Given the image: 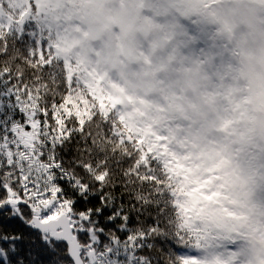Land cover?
Instances as JSON below:
<instances>
[{
  "label": "snow or ice",
  "instance_id": "obj_1",
  "mask_svg": "<svg viewBox=\"0 0 264 264\" xmlns=\"http://www.w3.org/2000/svg\"><path fill=\"white\" fill-rule=\"evenodd\" d=\"M259 29L264 0H0V264H264Z\"/></svg>",
  "mask_w": 264,
  "mask_h": 264
},
{
  "label": "clouds",
  "instance_id": "obj_2",
  "mask_svg": "<svg viewBox=\"0 0 264 264\" xmlns=\"http://www.w3.org/2000/svg\"><path fill=\"white\" fill-rule=\"evenodd\" d=\"M248 54L253 58V67L255 71L264 73V29H259L253 37L249 38L247 45ZM91 59L95 57L91 56ZM109 50L105 49L102 53V59L107 58Z\"/></svg>",
  "mask_w": 264,
  "mask_h": 264
},
{
  "label": "trees",
  "instance_id": "obj_3",
  "mask_svg": "<svg viewBox=\"0 0 264 264\" xmlns=\"http://www.w3.org/2000/svg\"><path fill=\"white\" fill-rule=\"evenodd\" d=\"M18 46L22 47L18 44ZM76 142L74 141L72 145H69V154H74V149L76 148ZM121 237L123 238V234H121ZM145 253H147V250H145ZM158 259H163L162 256L157 255Z\"/></svg>",
  "mask_w": 264,
  "mask_h": 264
},
{
  "label": "rangeland",
  "instance_id": "obj_4",
  "mask_svg": "<svg viewBox=\"0 0 264 264\" xmlns=\"http://www.w3.org/2000/svg\"><path fill=\"white\" fill-rule=\"evenodd\" d=\"M208 28H209L210 31H213V30H214V29L212 28V26H210V25L208 26ZM201 47H204V45H201Z\"/></svg>",
  "mask_w": 264,
  "mask_h": 264
}]
</instances>
